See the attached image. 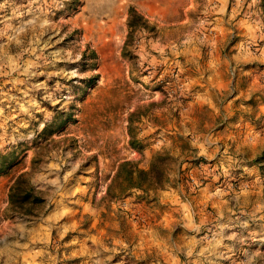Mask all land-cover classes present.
Wrapping results in <instances>:
<instances>
[{"label": "rangeland", "instance_id": "rangeland-1", "mask_svg": "<svg viewBox=\"0 0 264 264\" xmlns=\"http://www.w3.org/2000/svg\"><path fill=\"white\" fill-rule=\"evenodd\" d=\"M220 3L0 0V264H264V0Z\"/></svg>", "mask_w": 264, "mask_h": 264}, {"label": "trees", "instance_id": "trees-1", "mask_svg": "<svg viewBox=\"0 0 264 264\" xmlns=\"http://www.w3.org/2000/svg\"><path fill=\"white\" fill-rule=\"evenodd\" d=\"M169 159L168 156L157 153L155 154L146 170L141 169L139 174L141 175V186L144 184L142 181L149 182L155 186H161L164 181L166 161ZM258 166L261 170H264V152L257 158ZM137 187V186H135ZM10 200L15 202V205L20 210H25L29 212L31 210L32 204H41L43 199L34 195L33 187L29 184L27 179L21 174L15 183L10 187Z\"/></svg>", "mask_w": 264, "mask_h": 264}, {"label": "crops", "instance_id": "crops-1", "mask_svg": "<svg viewBox=\"0 0 264 264\" xmlns=\"http://www.w3.org/2000/svg\"><path fill=\"white\" fill-rule=\"evenodd\" d=\"M226 6H227V0H221V3L218 5L217 12L219 13V11H221V12L224 11L226 9ZM208 143H211V142H208ZM213 150H214L213 148H211L209 150V155H211V153H213ZM212 157H215V158L213 159ZM212 157H210V159L212 158L213 161L221 160V158H219L215 152H214V155ZM208 189L202 190V188H201L199 191L200 192H202V191H204V192L210 191L211 192L212 189H210V188H208ZM258 205H259L258 201L253 202L250 204V208H249L250 209L249 212H250V214H253V217L255 218V222L258 221V218L260 216H263L262 212L259 213ZM207 207H210L212 209H211V212L209 213L210 215L207 214L205 216L204 215L205 209ZM192 209L194 210L193 212H195V214L201 213L200 215L197 216V220L201 223L208 222V218H209V220H218V214L220 211H221V214L224 213L226 215L225 218L233 219L236 217V214L233 211L235 209V207L230 206L229 202L221 203L218 201L214 202L213 200H209V201L199 200V203L194 204ZM197 220L195 221V219H194V222L196 223Z\"/></svg>", "mask_w": 264, "mask_h": 264}]
</instances>
